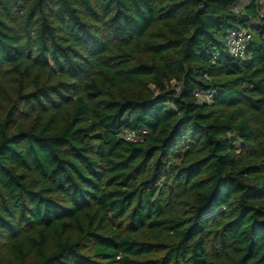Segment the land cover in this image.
Returning a JSON list of instances; mask_svg holds the SVG:
<instances>
[{
  "label": "trees",
  "instance_id": "obj_1",
  "mask_svg": "<svg viewBox=\"0 0 264 264\" xmlns=\"http://www.w3.org/2000/svg\"><path fill=\"white\" fill-rule=\"evenodd\" d=\"M242 1L0 0V264H264V0Z\"/></svg>",
  "mask_w": 264,
  "mask_h": 264
},
{
  "label": "built area",
  "instance_id": "obj_2",
  "mask_svg": "<svg viewBox=\"0 0 264 264\" xmlns=\"http://www.w3.org/2000/svg\"><path fill=\"white\" fill-rule=\"evenodd\" d=\"M236 11H240L241 8L238 6L235 8ZM252 38V34L245 28L239 26L231 29L228 38L227 45L230 52L234 56L243 57L246 54V47L249 40ZM202 93L201 90L196 92L197 96H200ZM207 98L210 97V94L206 95ZM125 138L130 141H142L148 135V130L145 128L139 130H127L125 133Z\"/></svg>",
  "mask_w": 264,
  "mask_h": 264
},
{
  "label": "crops",
  "instance_id": "obj_3",
  "mask_svg": "<svg viewBox=\"0 0 264 264\" xmlns=\"http://www.w3.org/2000/svg\"><path fill=\"white\" fill-rule=\"evenodd\" d=\"M249 2V0L246 2V0H245V2H244V0L242 1V3H244V4H246V3H248Z\"/></svg>",
  "mask_w": 264,
  "mask_h": 264
},
{
  "label": "rangeland",
  "instance_id": "obj_4",
  "mask_svg": "<svg viewBox=\"0 0 264 264\" xmlns=\"http://www.w3.org/2000/svg\"><path fill=\"white\" fill-rule=\"evenodd\" d=\"M248 0H246V2H247ZM244 2H245V0H244ZM241 5V4H240ZM238 8H241V6H238Z\"/></svg>",
  "mask_w": 264,
  "mask_h": 264
}]
</instances>
